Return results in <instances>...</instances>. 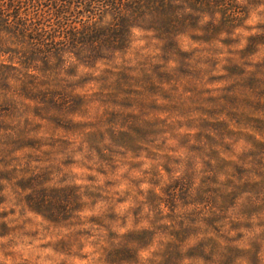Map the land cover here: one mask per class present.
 I'll return each instance as SVG.
<instances>
[{
    "label": "rangeland",
    "instance_id": "obj_1",
    "mask_svg": "<svg viewBox=\"0 0 264 264\" xmlns=\"http://www.w3.org/2000/svg\"><path fill=\"white\" fill-rule=\"evenodd\" d=\"M146 1L0 30V264H264V0Z\"/></svg>",
    "mask_w": 264,
    "mask_h": 264
},
{
    "label": "trees",
    "instance_id": "obj_2",
    "mask_svg": "<svg viewBox=\"0 0 264 264\" xmlns=\"http://www.w3.org/2000/svg\"><path fill=\"white\" fill-rule=\"evenodd\" d=\"M160 1V0H158ZM225 0H191L192 3H209L218 5L219 2ZM146 0H0V30L12 28L27 33L30 43L36 49L48 46L47 33L49 28V20H57L55 28L61 33L60 42L69 44L70 41L75 45L86 44L89 39L91 42L97 43V39H103L101 35L107 33L106 27L97 26L95 17L93 21L85 22L83 20L81 27L76 26L74 22V8L78 5L81 10L77 13L84 15H95L96 9L100 11V18L104 17L107 10L114 13L116 32L120 30L122 19L125 18L127 11L133 13L134 10L144 7ZM157 2V1H156ZM100 6V8H98ZM96 8V9H95ZM26 9V10H24ZM135 11V12H136ZM104 13V15H103ZM73 17V18H70ZM128 19V18H127ZM120 21L118 24L117 21ZM118 28V29H117ZM55 31V29H54ZM112 33V31L110 32ZM42 35L44 37H42ZM65 37L68 38L65 39ZM49 40V39H48ZM54 40V39H53ZM59 41V40H57ZM102 42V41H101ZM53 47L56 42H50Z\"/></svg>",
    "mask_w": 264,
    "mask_h": 264
}]
</instances>
